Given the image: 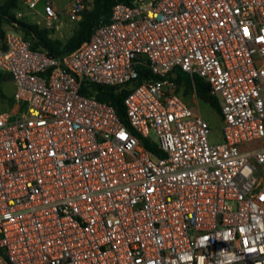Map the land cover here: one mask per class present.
I'll return each mask as SVG.
<instances>
[{"label":"built area","instance_id":"2783aa9c","mask_svg":"<svg viewBox=\"0 0 264 264\" xmlns=\"http://www.w3.org/2000/svg\"><path fill=\"white\" fill-rule=\"evenodd\" d=\"M19 2L51 35L92 6ZM0 70L8 264H264V0L116 2L60 56L8 26ZM178 72L217 99L221 141ZM94 85L126 91L128 124Z\"/></svg>","mask_w":264,"mask_h":264},{"label":"trees","instance_id":"16d2710c","mask_svg":"<svg viewBox=\"0 0 264 264\" xmlns=\"http://www.w3.org/2000/svg\"><path fill=\"white\" fill-rule=\"evenodd\" d=\"M20 0H5L3 4H0V22L4 21L8 25L19 30L23 36L30 39L32 47H38L45 49L49 54L54 56H60L64 53L72 51L76 48L85 38L87 32L97 22H107L110 16V10L113 4L116 2L130 3L131 0H92L91 9L85 10L77 21V27L71 34V36L63 43L61 40L52 37L51 31L45 27L40 28L37 24L25 22L16 18L11 12V9H15ZM5 30L3 26H0V35L4 37ZM8 74V73H7ZM1 75V74H0ZM9 75V74H8ZM10 77V75H9ZM178 80L182 81L184 89H187L192 93V87L190 77L182 72H178ZM196 83V94L204 102L209 103L220 113V108L217 99L209 93V88L206 82L197 76L193 77ZM93 88L97 91L96 96L101 101H110L115 107L116 112L121 117V120L128 124L123 105V97L126 93L125 90L120 92H114V88L111 86L94 85ZM144 147L151 152L158 153L156 144L150 141H141ZM0 255H2L0 251ZM3 256V255H2Z\"/></svg>","mask_w":264,"mask_h":264},{"label":"rangeland","instance_id":"374dc122","mask_svg":"<svg viewBox=\"0 0 264 264\" xmlns=\"http://www.w3.org/2000/svg\"><path fill=\"white\" fill-rule=\"evenodd\" d=\"M55 3V6L58 9H61L65 3L66 0H53ZM5 0H0V4H3ZM21 11L23 14V21L32 23V24H37L40 28L44 27V21L43 17L41 14V8L40 5L38 6V12H35L33 10L27 9L23 5L18 2L17 7L15 9H11L10 12L17 17L15 11ZM63 20L68 22L67 28L63 29L61 32V36H56L55 38L61 40L63 43L66 42V40L71 36L75 28L77 27V22L69 21L64 15H62ZM21 19V18H20ZM0 26H3L4 30L10 25L5 23L4 21L0 22ZM53 33V32H52ZM53 36V34L51 35ZM0 111L4 110L7 108L9 101H10V96H11V90H12V85H11V79L7 72L0 70ZM182 97L187 101L188 104L192 107V109L196 112H200L203 118L209 123L210 125V134H209V139L210 142H219L222 140V135L220 131V116L215 108H213L209 103L204 102L201 100L197 94L195 96L193 93L189 92L187 89L183 88L182 92ZM151 137L154 139L155 135L152 134Z\"/></svg>","mask_w":264,"mask_h":264},{"label":"crops","instance_id":"0c3cea01","mask_svg":"<svg viewBox=\"0 0 264 264\" xmlns=\"http://www.w3.org/2000/svg\"><path fill=\"white\" fill-rule=\"evenodd\" d=\"M50 1H52L53 3H54V1L53 0H50ZM66 2H67V0L65 1V3H64V5L66 4ZM55 4V3H54ZM63 5V6H64ZM57 6V5H56ZM69 24H68V22H66L65 20H63V18H62V14H61V16H60V21H59V29H58V31H56V32H53V36L52 37H56L57 35L58 36H61L62 34H61V32L63 31V29H65V28H67V26H68ZM57 36V37H58ZM12 91V90H11ZM0 264H8L7 263V261H6V259H5V257L4 256H2V255H0Z\"/></svg>","mask_w":264,"mask_h":264}]
</instances>
